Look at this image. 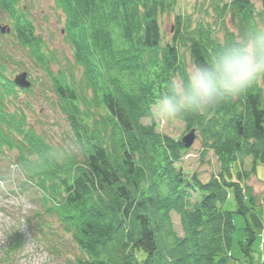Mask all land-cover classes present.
<instances>
[{
  "label": "trees",
  "instance_id": "1",
  "mask_svg": "<svg viewBox=\"0 0 264 264\" xmlns=\"http://www.w3.org/2000/svg\"><path fill=\"white\" fill-rule=\"evenodd\" d=\"M16 1L0 0V8L14 18L18 44L49 73L76 150L58 162L51 147L25 129V116L8 113L0 116V149L17 151L21 191L26 184L36 186L47 213L72 235L80 250L74 264H233L235 212L223 208L230 188L236 212L251 214L253 224L247 221L241 242L251 256L263 222L240 177L245 180L248 172L229 179L234 165L249 155L264 164V78L215 107L178 117L207 134L206 146L230 171L207 182L177 166L186 152L183 143L158 132L151 108L174 79L187 76L180 47L194 65L207 64L225 44L264 29V9L258 11L251 0H214V25L203 20L192 25L189 16H177L173 38L163 46L160 18L175 9V0H57L73 51L68 72L73 66L80 72L77 87L66 74L54 77L34 25L17 14ZM3 67L0 55L4 98L14 85ZM146 117L150 122L144 124ZM173 213L180 217L182 236L174 230ZM47 226L36 225L44 235ZM12 240L8 256L20 252L21 235Z\"/></svg>",
  "mask_w": 264,
  "mask_h": 264
},
{
  "label": "rangeland",
  "instance_id": "2",
  "mask_svg": "<svg viewBox=\"0 0 264 264\" xmlns=\"http://www.w3.org/2000/svg\"><path fill=\"white\" fill-rule=\"evenodd\" d=\"M175 1V9L160 18L163 46L171 42L173 38L177 16H189L192 25H196L201 20L214 25L217 19L214 12V0ZM251 1L258 11L263 9L261 1ZM14 7L18 15L24 16V20L33 23V30L38 37L37 42L46 61L51 63L50 71L54 77L60 79L59 74H66L68 79L74 80L79 87L81 83L79 70L73 66V74L68 72L70 65L74 63L73 51L64 34L65 16L57 0H17ZM14 23V18L0 8V24L8 25L11 29L10 34L5 36H2L0 32L3 72L14 85L12 92L9 90L4 98L0 96V101L2 100L0 116L6 113L16 114V119L25 116L28 124L25 129L37 135L43 145H49L58 157V162L63 161L65 152L72 153L76 150L69 117L62 108L61 100L54 92L47 70L39 63V60L32 57L28 48L19 45L15 40ZM218 37H222L220 32ZM179 51L181 60L188 71L194 66L190 54L184 47H180ZM39 57L43 56L39 54ZM22 71L28 72V78L32 83L30 90L22 89L14 83L15 76ZM93 95V89H89L88 100H91ZM85 104L87 109L91 107L89 102ZM154 105L155 103L152 108ZM90 118L89 121L92 122V117ZM149 119L143 118L141 122L147 124L150 122ZM155 122L158 132L174 142H182L184 136L192 129H196V140L189 149H186L182 142L186 152L183 154L182 161L177 164L187 176H196L202 182H207L213 176L219 177L223 170L228 171L214 150L206 146L207 134H202L197 124L190 125L180 118ZM16 157V150H8L7 147L0 149V264H74L80 250L74 243L72 235L63 231L55 216L47 213L46 206L39 200L40 191L36 186L26 184V190L21 191L20 183L23 178L15 164ZM232 170L231 179H229L231 181H236L238 174L240 175L238 171L248 172L245 180L242 175L240 177L242 182L250 187L249 194L254 197L256 206L254 212L263 222L262 230L259 231L253 246L252 255L246 256L242 251L241 242H245L247 221L251 224L253 222L250 213L246 217L236 212L237 202L234 190L230 188L223 208L235 212L233 216L236 230L230 252L234 259L233 264H264V164L249 155L243 158L242 164L237 162ZM172 222L175 232L182 236L180 217L176 213L172 214ZM42 223L48 225L44 227L46 235L38 232L36 227ZM16 233L21 235L20 252L8 256L9 244L13 242L12 238L14 239Z\"/></svg>",
  "mask_w": 264,
  "mask_h": 264
},
{
  "label": "clouds",
  "instance_id": "3",
  "mask_svg": "<svg viewBox=\"0 0 264 264\" xmlns=\"http://www.w3.org/2000/svg\"><path fill=\"white\" fill-rule=\"evenodd\" d=\"M264 78V29L245 32L225 44L209 63L192 66L186 78L173 80L151 109L152 119L168 121L202 112L247 91Z\"/></svg>",
  "mask_w": 264,
  "mask_h": 264
},
{
  "label": "water",
  "instance_id": "4",
  "mask_svg": "<svg viewBox=\"0 0 264 264\" xmlns=\"http://www.w3.org/2000/svg\"><path fill=\"white\" fill-rule=\"evenodd\" d=\"M262 3V7L264 9V0H259ZM0 32L2 34H8L11 32V29L8 25H2L0 24ZM14 83L18 87L22 89H29L31 87V81L28 78V72L22 71L19 74H17L14 78ZM196 140V129H192L186 136L183 137L182 142L184 143V146L186 149H189Z\"/></svg>",
  "mask_w": 264,
  "mask_h": 264
},
{
  "label": "flooded vegetation",
  "instance_id": "5",
  "mask_svg": "<svg viewBox=\"0 0 264 264\" xmlns=\"http://www.w3.org/2000/svg\"><path fill=\"white\" fill-rule=\"evenodd\" d=\"M62 18V17H61ZM2 34V33H1ZM8 34H10V33H8ZM5 35H7V34H2V36H5Z\"/></svg>",
  "mask_w": 264,
  "mask_h": 264
}]
</instances>
